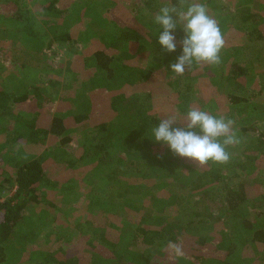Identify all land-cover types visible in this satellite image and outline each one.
<instances>
[{
  "label": "rangeland",
  "instance_id": "374dc122",
  "mask_svg": "<svg viewBox=\"0 0 264 264\" xmlns=\"http://www.w3.org/2000/svg\"><path fill=\"white\" fill-rule=\"evenodd\" d=\"M148 1L0 0V64L2 59L8 60L6 64L0 65V86L7 85L8 91L16 93V88L21 87L18 82H23L24 86L34 84L45 87V95L54 102L49 113L70 118L75 112L84 110L82 102L88 95L85 86L95 74L87 68L90 64L85 63V56L102 45L112 44L115 47L112 66L116 73L129 74L135 66L151 73L145 82L135 85L111 84L114 94L123 92L122 88L127 86L124 91L131 101L139 98L146 107L151 108L149 112L162 119L175 116L178 121H183L184 110L182 112L181 109L190 104L192 98L197 102L194 105L191 103L193 107L234 120L233 127L240 143L228 148L231 159L227 164L215 166H220L224 172L232 174L231 183L248 180L246 185L250 184L249 196L264 193V0H202L207 4L208 13L222 29L225 45L220 54V64L194 63L185 71L186 78L176 76L170 69V64L181 54L179 41L184 35L183 29L177 25L174 33L177 50L172 53L165 52L158 44L162 29L158 30L153 18L168 0H155L152 9L146 6ZM171 3L179 7L178 2L171 0ZM10 5L13 6L12 10H6ZM54 21L59 22L60 31L66 29L70 32L71 40L59 39L56 43H51L54 33L50 25ZM125 32L132 34L129 37L136 38L137 41L120 40ZM227 38L231 41L227 42ZM235 63H239L243 71L235 74L238 79L232 81L229 76L232 75L230 70ZM172 88L183 91L177 94ZM232 96H242L245 100H240L243 102L233 107L228 103L239 101L233 102ZM108 103L110 100L102 103L103 117L108 115ZM97 110H100L99 106ZM47 115L49 114L44 113L43 117H48ZM127 117L128 115L114 118L113 115L111 122L122 127L127 123ZM5 122L3 120L0 124H6ZM68 122H72V118ZM88 122L72 128L75 137L68 145L67 154H64L75 160L76 169L69 173L67 166L64 173L69 178L64 174L65 179L58 184L59 187L47 191L49 201L28 206L25 223L17 227V231L25 236L32 229L44 233L39 238L41 247H37L31 256L39 250L51 249L59 242L64 246L66 242L78 239L80 231L85 232L90 239H95L97 233L107 226L110 232L119 235V229L108 223H119L120 219L145 228H159L171 216L180 219L194 218V212L204 204L214 213L223 209V199L208 197L205 200H196L200 193L194 189L196 175L190 170L193 163L186 160V166L178 171L179 164L184 161L181 159L178 162L179 156L173 155L167 145L154 139L152 144H159L164 153L174 156L173 164L162 165L166 169L160 173L145 165L141 167L133 164L126 168L125 164H119L116 155L121 150L116 137L111 151L119 165L112 170L115 174L113 182L107 185V178L103 174L108 172L107 164L105 168L98 166L91 169L89 163L90 167L84 168L86 162L80 159L88 157L85 154L93 150L90 147L92 144H96L95 139L93 142L91 138L92 143L88 140L93 134L90 132L92 126ZM5 136L6 133L0 132L1 155L7 159H10L9 155L14 159L17 154L22 157L39 152L25 142L16 148L3 144ZM3 147L5 149L1 150ZM100 153L98 151L97 157ZM95 154L96 151L89 156ZM143 159L150 160V157ZM88 169H91L90 179L93 182L81 177L83 173H88ZM102 178L106 180L103 184L95 182ZM52 202L55 204L53 207ZM259 208L264 210V207ZM202 210L205 211V208ZM248 213L249 218H254L257 214L254 211L249 212V208L245 207L244 210L232 211L228 222L219 217L215 222L190 227L187 233L192 236H208L216 229L225 228L226 223L231 228L232 220L236 221L241 214ZM206 217L214 220L217 215ZM261 218L264 219V215ZM211 224L215 226L212 225L211 228ZM261 226L264 229V220ZM124 227L127 231L132 229L130 224L120 228ZM123 246L127 248L129 255L125 257L128 258L122 261L123 259L119 260L120 257L116 260L113 257L105 264H144L145 245L134 239ZM27 249H20L15 253V258H9L18 260L16 264L27 262L30 257L25 253ZM156 252L160 256L165 255L163 248ZM169 254V248H166V256ZM34 256L36 260L31 263L43 262L45 259L37 254ZM245 256L250 257L249 261L243 260ZM263 259L264 243L249 241L246 250L235 253L231 261L237 264H264ZM153 261L158 260L153 258Z\"/></svg>",
  "mask_w": 264,
  "mask_h": 264
},
{
  "label": "trees",
  "instance_id": "16d2710c",
  "mask_svg": "<svg viewBox=\"0 0 264 264\" xmlns=\"http://www.w3.org/2000/svg\"><path fill=\"white\" fill-rule=\"evenodd\" d=\"M172 1L178 2V0ZM154 2L155 0H149L146 6L152 9ZM12 8L13 6L10 5L6 7V10L11 11ZM50 27L54 33V37L51 39L52 44L59 39L61 41L72 39L68 30L60 31L59 22L54 21ZM31 28L33 29V27ZM129 35L132 36V34L125 32L119 39L128 42L137 41L136 38H130ZM226 40L229 42L228 38ZM114 48L112 44L102 45L85 56V63L90 64L87 68L95 74L90 83L85 86L87 87L85 92L88 95L82 102L84 110L70 115L72 122H68L70 119L68 116L63 117L49 113L54 102L45 95V87L41 88V86H34V84L24 86L23 82H18L21 87L16 88L18 91L16 93L8 91L7 85L0 86V122L6 121V124H0V132L6 133L3 144L13 145L16 148L25 142L29 147H35L39 150L38 153L22 157L17 154L14 159L11 155H9L10 159L3 157L0 151V198L2 199L11 193L0 203V264H16L18 260H11L10 258H15V253H18L20 249L23 251L27 247L25 253L30 257L27 262H20V264H105L113 257L114 260L120 257L119 260L123 259L122 261H124L128 258L125 256L129 254L123 244L134 239L146 246L144 264H153L155 262L153 258L158 260L155 264H237L231 261L232 256L237 252L245 251L249 241L264 243V229L261 226V222L263 223L264 220L261 218L264 215V210L259 208L264 207V193L260 192L257 193V196H249L250 184L246 185L248 180L231 183L232 174L224 172L223 168L217 167L211 162L201 167H195L192 164L190 170L194 171L196 175L194 189L199 190L200 193L196 200H205L208 197L223 199L224 206L219 212L214 213L208 208V205L204 204L202 208H205V211L201 208L194 212V218L180 219L171 216L159 228H145V226L131 224L120 219L119 223H108V225L119 229V235L110 232L107 226L102 232L97 233L95 239H90L85 232L80 231L78 239L66 242L64 246L59 242L60 244L53 245L51 249L39 250L34 255L44 257V261L31 263L32 260H36L35 256H31V254L37 247H41L39 238L43 237L44 233L41 230L32 229L29 235L25 236L17 231V227L25 223L24 219L28 206L49 201L47 191L59 187L58 184L65 179L64 174L68 177V174L64 173L67 166H69L67 170L69 173L76 169L75 160L64 155L67 154L68 145L75 137L74 132H72L73 127L86 121H89L88 123L92 126L90 132L93 134L88 137V140L92 143L95 139L96 144H92L90 147L93 150L85 154L88 157L80 159L86 162L84 168L90 167L89 163L91 169L98 166L105 168V164H107L106 170L108 172L103 173L107 182L105 178L95 182L103 184L105 181L107 185L112 183L115 175L112 170L116 169L120 163L125 164L126 168L133 164L141 167L149 166L150 170L153 169L158 173L166 169L162 165L173 164V155L164 153L159 144H152L154 139L152 128L162 118L149 112L151 108L146 107L143 101L138 100L139 98L131 101L124 91L127 86H124L123 92L118 94H114V90H111L113 89L110 87L111 84L135 85L145 82L151 75L145 69L137 66L132 68L129 74L116 73L112 66ZM7 62L8 60L2 59L0 65L2 66ZM242 71L243 68L239 63L233 64L230 70L232 75L229 76V79L232 81L238 79L235 74ZM183 76L186 78V72ZM52 82L53 80L50 81V83ZM47 84L46 81L45 85ZM172 89L177 94L183 91L180 88ZM105 100L106 102L110 100V103L107 107L109 109L108 115L103 117L102 103ZM232 100L233 102L239 101L238 103H228L236 107L243 102L240 100H245V98L232 96ZM179 105L180 103H178ZM98 106L99 111L97 110ZM190 107L193 105L187 104V106L182 107L181 110L182 112L184 110V114L181 123L184 122L185 114ZM44 113L49 114L48 117H43ZM113 115L114 118H124L128 115V121L122 127L116 126V123L111 122L114 119H112ZM116 137H118L116 140L121 146V150L116 153L119 158L118 161H120L119 164L118 161L115 162L116 156L111 151L114 146L112 142ZM153 148L159 150L156 151ZM3 149L5 147L1 148V150ZM97 150L101 152L98 157ZM94 151L97 154L89 156ZM149 157L150 160L144 161L143 158ZM181 159L184 163L179 164L178 171L186 166V160H188L180 157L178 162L182 161ZM91 169L86 170L88 173L81 175L82 178H88L89 182H93L90 179ZM209 177L211 178L209 179ZM217 190L219 192H216ZM51 206H55L54 202ZM245 207L249 208V212H257L254 218H249V213L248 215L241 214L236 221L232 220L231 228H228L226 223L225 228L216 229L213 233L210 232L208 236H192L187 233L190 227L215 222L219 217L228 222L232 211L244 210ZM215 214L217 218L214 220L209 217L205 218V216L212 217ZM125 224L132 225V229L127 231L126 227L120 228ZM212 225H210L211 228ZM169 242L179 244L183 248L184 255L177 258L169 250L170 254L166 256V248H168ZM162 248L165 252L164 256H160L156 252ZM122 250L126 252L123 253ZM249 258L245 256L243 260L249 261Z\"/></svg>",
  "mask_w": 264,
  "mask_h": 264
},
{
  "label": "clouds",
  "instance_id": "9594fccd",
  "mask_svg": "<svg viewBox=\"0 0 264 264\" xmlns=\"http://www.w3.org/2000/svg\"><path fill=\"white\" fill-rule=\"evenodd\" d=\"M179 7L171 0L162 6L153 18L158 26V44L167 53L177 50L175 30L177 25L183 29L180 39L181 54L170 64L176 76L195 64L218 65L225 40L217 21L208 13L207 4L202 0H178ZM235 121L223 115H213L198 107H190L184 122L175 116L160 119L152 128L154 140L167 145L175 156L186 158L195 167L209 164L223 165L231 159L230 146L240 143L234 129ZM181 126H174V125ZM172 255L179 258L184 255L183 248L169 242Z\"/></svg>",
  "mask_w": 264,
  "mask_h": 264
},
{
  "label": "crops",
  "instance_id": "0c3cea01",
  "mask_svg": "<svg viewBox=\"0 0 264 264\" xmlns=\"http://www.w3.org/2000/svg\"><path fill=\"white\" fill-rule=\"evenodd\" d=\"M229 32H230V31H229ZM230 33H231V32H230ZM230 41H231V40L229 39V42H230ZM191 103H192L193 105H194V104H197V102H196L194 99H192V98L190 99V104H191Z\"/></svg>",
  "mask_w": 264,
  "mask_h": 264
},
{
  "label": "built area",
  "instance_id": "2783aa9c",
  "mask_svg": "<svg viewBox=\"0 0 264 264\" xmlns=\"http://www.w3.org/2000/svg\"><path fill=\"white\" fill-rule=\"evenodd\" d=\"M3 201H4V199L3 198L2 199L0 198V203H2Z\"/></svg>",
  "mask_w": 264,
  "mask_h": 264
}]
</instances>
